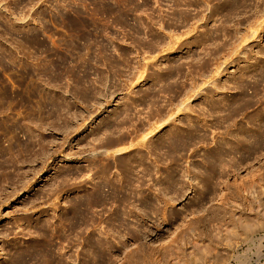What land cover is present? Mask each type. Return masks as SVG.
Masks as SVG:
<instances>
[{
	"label": "rangeland",
	"instance_id": "1",
	"mask_svg": "<svg viewBox=\"0 0 264 264\" xmlns=\"http://www.w3.org/2000/svg\"><path fill=\"white\" fill-rule=\"evenodd\" d=\"M263 234L264 0H0V264H264Z\"/></svg>",
	"mask_w": 264,
	"mask_h": 264
},
{
	"label": "bare ground",
	"instance_id": "2",
	"mask_svg": "<svg viewBox=\"0 0 264 264\" xmlns=\"http://www.w3.org/2000/svg\"><path fill=\"white\" fill-rule=\"evenodd\" d=\"M140 77H142V76H140ZM144 138H146V137H144ZM117 152L118 153L123 152V148H118ZM192 216H194V215H192ZM188 220L189 219H185L183 222H186ZM248 237H250V236L248 235L246 238H244V241H248L249 242L250 240H248ZM253 241L256 242L254 239H253ZM258 241H259V243H256L257 244V249H256V252L254 253V255H256L257 258H259V259H263L264 258V234L258 237ZM152 243H154V242H152ZM139 249H140L139 246H135L133 249H128V252L134 251V250H139ZM248 254L249 253L246 252L245 255H247V256H245V258L248 257ZM21 260H22V262H25L24 258H21Z\"/></svg>",
	"mask_w": 264,
	"mask_h": 264
}]
</instances>
